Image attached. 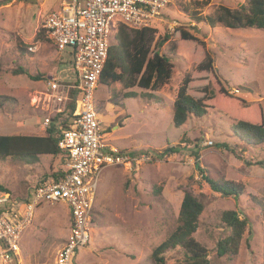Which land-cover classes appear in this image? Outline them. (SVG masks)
<instances>
[{"label":"rangeland","instance_id":"obj_1","mask_svg":"<svg viewBox=\"0 0 264 264\" xmlns=\"http://www.w3.org/2000/svg\"><path fill=\"white\" fill-rule=\"evenodd\" d=\"M194 1L201 0H173L151 25L156 30L152 50L158 39L177 28L203 42L185 44L170 38L158 48L172 66L168 83L154 92L136 86L124 89L119 83H98L93 91L103 142L129 153L149 152L151 158L136 172L109 167L100 173L90 241L78 248L76 264H154L151 252L179 225L186 192L203 204L193 237L206 248L210 264H264V143L248 146L240 141L232 131V119L215 109H207L202 117L190 116L181 127L172 123L177 89L185 75L196 76L197 60L206 51L228 92L248 104L260 103L264 115V29L196 24L183 10L187 5L193 9ZM243 2L210 0L199 11L213 14L220 5L235 9ZM57 3L0 0V134L45 135L43 119L53 116L46 106L45 81L50 76L75 79L70 51L57 52L43 31L45 16ZM110 43H114L112 36ZM20 68L42 79L15 74ZM130 91L136 96L125 97ZM169 147L176 151L164 153ZM196 161L209 178L242 184L238 200L213 192L195 167ZM59 163L60 157L49 155L39 156L36 163L0 158V185L22 210L33 189ZM69 210L63 202L40 203L21 233L20 252L8 264H57V252L70 232ZM226 210L246 216L251 226L233 258L217 257L215 252L216 242L228 233L221 221ZM165 260L166 264L184 263V252L177 247L165 254Z\"/></svg>","mask_w":264,"mask_h":264},{"label":"built area","instance_id":"obj_2","mask_svg":"<svg viewBox=\"0 0 264 264\" xmlns=\"http://www.w3.org/2000/svg\"><path fill=\"white\" fill-rule=\"evenodd\" d=\"M173 0H58L45 17L43 28L57 52L70 51L75 79L50 76L45 81V99L52 109L60 151L62 176L49 175L32 191L24 208L0 192V264H8L20 252L22 231L30 224L34 209L42 202H63L69 206L70 232L58 250L57 264H76L79 247L90 241L92 208L100 173L109 167L136 172L151 153H129L103 142L98 109L93 91L100 83L111 36L119 25L130 30L153 28L163 10ZM160 20V19H159ZM75 102L69 111L68 105ZM52 117H44V130ZM66 121L68 126L62 127Z\"/></svg>","mask_w":264,"mask_h":264},{"label":"trees","instance_id":"obj_3","mask_svg":"<svg viewBox=\"0 0 264 264\" xmlns=\"http://www.w3.org/2000/svg\"><path fill=\"white\" fill-rule=\"evenodd\" d=\"M209 3L210 0L194 1L192 2L193 9L190 10L187 5L183 7V10L188 12L192 22L203 23L210 28L221 25L229 29H264V0H244L235 9L220 5L213 14H202L199 9ZM155 32L156 30L153 28L130 30L119 25L112 35L114 43L109 45L100 83L106 86L119 83L124 89L136 86L140 89L157 91L168 83L172 70L167 57L160 54L158 48L170 38L185 44L198 42L203 45V42L200 43V40L192 33L183 28H177L172 35L164 34L162 38L158 39L154 45L155 49L152 50L150 44ZM197 61L196 76L185 75L177 89L172 106L173 126L181 127L190 116L202 117L207 113V109H215L232 119V131L240 141L248 146L263 144L264 115L261 104H248L243 98L230 94L214 70L213 58L208 51L202 54ZM14 73L25 75L34 81L42 79L39 74L30 75L22 68L15 70ZM135 96L136 93L132 91L125 95V97ZM74 107L75 102L71 101L67 112L72 111ZM57 117H52L51 125L43 136L0 135V158L13 157L36 163L41 155L60 157V151L56 146L57 131L54 126ZM67 126L68 124L64 120L62 127L66 128ZM219 147L227 149L224 144H219ZM175 151L176 149L169 147L164 150V153ZM193 157L195 160L199 158L197 153H194ZM195 167L213 192L235 200H238L242 195L244 191L242 184L209 178L200 169L198 161L195 162ZM50 175L54 180H58L62 176L60 163L59 167ZM0 192L8 193L1 185ZM202 211L203 204L200 200L195 195L186 192L180 205L179 225L151 252L154 264H166L165 254L177 247L183 250L185 261L176 264H210L206 248L193 237L198 229V219ZM221 221L228 233L216 242V256L233 258L238 254L243 234L247 230L250 232L251 226L247 217L241 218L235 210L224 211Z\"/></svg>","mask_w":264,"mask_h":264},{"label":"crops","instance_id":"obj_4","mask_svg":"<svg viewBox=\"0 0 264 264\" xmlns=\"http://www.w3.org/2000/svg\"><path fill=\"white\" fill-rule=\"evenodd\" d=\"M49 78V77H48ZM47 78V79H48ZM0 135H3V134H0ZM7 135H31V136H35L34 134H28V133H21V134H7ZM36 136H43V135H38V134H36ZM50 175V174H49ZM48 175V176H49Z\"/></svg>","mask_w":264,"mask_h":264}]
</instances>
